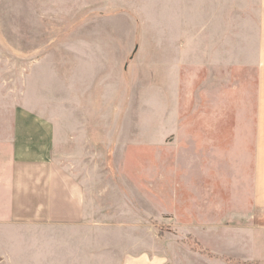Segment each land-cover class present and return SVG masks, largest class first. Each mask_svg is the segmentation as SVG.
Segmentation results:
<instances>
[{
  "label": "rangeland",
  "instance_id": "1",
  "mask_svg": "<svg viewBox=\"0 0 264 264\" xmlns=\"http://www.w3.org/2000/svg\"><path fill=\"white\" fill-rule=\"evenodd\" d=\"M234 1L0 0V121L32 129L89 207L78 226L0 227V264H264L244 192L257 5Z\"/></svg>",
  "mask_w": 264,
  "mask_h": 264
},
{
  "label": "crops",
  "instance_id": "2",
  "mask_svg": "<svg viewBox=\"0 0 264 264\" xmlns=\"http://www.w3.org/2000/svg\"><path fill=\"white\" fill-rule=\"evenodd\" d=\"M209 2L220 6L226 0ZM234 3L259 6V12L256 8L252 13L255 21L248 29L250 43L245 44L246 48L249 46L250 67L256 71L258 118L253 127L254 167L244 185L247 188L244 192L247 191L252 207L258 213L264 212V0H235ZM223 10H218V19H224ZM32 132V129L19 130L16 121L14 124L0 121V227L83 224L89 212L85 187L50 157L33 151ZM123 264H165V260L161 256L142 253L125 257Z\"/></svg>",
  "mask_w": 264,
  "mask_h": 264
}]
</instances>
